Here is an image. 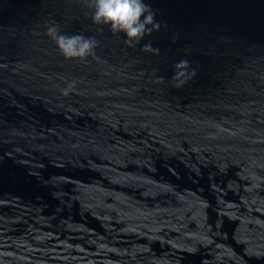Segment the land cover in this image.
<instances>
[{"label":"water","instance_id":"1","mask_svg":"<svg viewBox=\"0 0 264 264\" xmlns=\"http://www.w3.org/2000/svg\"><path fill=\"white\" fill-rule=\"evenodd\" d=\"M148 3L130 47L83 0H0V264H264V0Z\"/></svg>","mask_w":264,"mask_h":264},{"label":"clouds","instance_id":"2","mask_svg":"<svg viewBox=\"0 0 264 264\" xmlns=\"http://www.w3.org/2000/svg\"><path fill=\"white\" fill-rule=\"evenodd\" d=\"M83 3L90 9V19L94 24L107 26L113 34L123 33L124 42L130 47L139 44L145 36L151 35L153 31H159L161 27L160 21L156 19V12L148 0H83ZM46 33L55 41L65 59L84 61L95 55L94 38L82 34L66 35L58 30L56 23H48ZM142 50L158 52L150 43L144 44ZM176 67L187 69V61L179 62ZM194 75V69L190 73H177L175 78L179 83L176 86H181ZM181 76L185 79H180ZM71 89L72 85H69L62 91L67 95Z\"/></svg>","mask_w":264,"mask_h":264}]
</instances>
